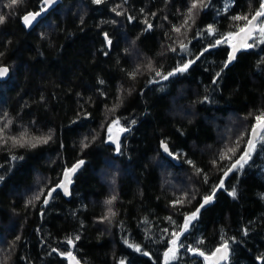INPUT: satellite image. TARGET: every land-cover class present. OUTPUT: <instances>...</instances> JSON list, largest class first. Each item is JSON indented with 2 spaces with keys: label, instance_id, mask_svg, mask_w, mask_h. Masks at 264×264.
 I'll return each instance as SVG.
<instances>
[{
  "label": "trees",
  "instance_id": "1",
  "mask_svg": "<svg viewBox=\"0 0 264 264\" xmlns=\"http://www.w3.org/2000/svg\"><path fill=\"white\" fill-rule=\"evenodd\" d=\"M228 2L211 0L210 8L200 11L194 23L189 21L187 36L178 37L173 25L183 23L190 0L101 4L62 0L30 32L20 20L25 13L38 11L40 0H23L14 9L3 7L7 0H0V14L7 16L0 24V66L11 71L10 79L0 84V115L7 112L12 119V135L25 128L35 136L53 133L47 144L13 149L23 160L12 162L7 151H0V260L69 264L68 258L52 252L57 248L71 250L83 264H120L121 260L165 264L169 236L161 239L162 230L183 225V214L194 211L211 193L222 175L211 162L244 134L242 151L254 117L264 112V44L241 51L227 68L229 45L222 44L188 71L159 83L148 82L154 73L147 71V64L151 61L155 68L171 71L181 59L198 55L212 39L197 37L198 31L212 24L220 34L237 31L244 21L231 17L250 16L260 4V0H230L225 12ZM117 5L122 15L113 11ZM146 20L152 24L147 31ZM105 33L112 41L110 48ZM178 39L191 41V55L169 50ZM138 65L141 72L130 78L128 73ZM116 104L120 107L115 113L109 112ZM116 117L131 129L120 141V153L105 142L107 132L102 127ZM85 137L89 146L82 148ZM162 140L180 156L178 165L161 154ZM79 160L84 164L73 179L69 198L57 191L46 206L42 199L27 203L41 175L46 194L59 183L63 170ZM187 160L208 175V183ZM233 187L235 198L228 194ZM184 193H195L196 199L173 208L170 202ZM113 195L116 216L111 223L100 222L108 207L104 201ZM148 230L151 239L146 238ZM77 235L79 240L70 248L67 238ZM222 236L236 242L228 261L221 264H264L260 259L264 257V145L259 142L249 163L229 175L180 240L210 253ZM125 239L149 255L135 251ZM201 239L204 243L197 245ZM169 264H205V260L181 248Z\"/></svg>",
  "mask_w": 264,
  "mask_h": 264
},
{
  "label": "snow or ice",
  "instance_id": "2",
  "mask_svg": "<svg viewBox=\"0 0 264 264\" xmlns=\"http://www.w3.org/2000/svg\"><path fill=\"white\" fill-rule=\"evenodd\" d=\"M23 0H7V3L3 4V7L14 9L16 6H18L20 3H22ZM56 2V0H40V8L38 11L34 12H27L23 17V23L25 27L32 26L33 22L37 20L38 17H40L47 9L53 5ZM94 4H101L104 2V0H92ZM211 7V0H190V7L187 10V15L185 16V19L183 23L180 26L173 25V31L178 34V37L183 35L184 37L187 36V28H190L191 25L189 24V21L195 22V18L197 15H199L200 11L207 10ZM230 7V0L228 3L225 4L224 11L227 12ZM120 8V5H117L115 8H113V11L116 13V15H122V12L118 9ZM155 15V13H153ZM219 15V12L217 13ZM7 19V16L5 14H0V24H3L5 20ZM129 21L133 19V17H128ZM231 19L233 21H244L243 24L238 25L237 31H230L228 33L220 34L218 33V30L216 29L215 25H208L203 31H198L196 33L197 37L201 36H208L212 37V39L208 40L207 46L203 47L202 50L199 52L198 55H195L194 58L188 59L187 61H184L181 59L177 65L171 70V71H163L162 67L160 69H157L153 66L152 62L149 61L147 64V71L154 73V76L148 81L149 83H159L161 80H168L170 77L176 76L178 74H182L191 67L194 63H196L202 56L205 55V53H208L210 49L219 47L222 44H228L229 47L232 49L228 53V59L224 62V68H227L228 65L236 58V53L240 51L241 49H250L258 44H264V0H260L259 8L255 10L253 14L249 15H236L232 16ZM147 24L146 31L152 28V24L149 23L147 20L145 21ZM182 29H185V31L182 33ZM234 38H239L237 43H232ZM104 39L107 43V46L110 48L112 45V41L107 33L104 34ZM191 41H188V43H185L184 40L178 39L174 42L177 46H170L169 50L174 53L178 54H189L190 50L188 47V44H190ZM108 53L106 52L105 55ZM2 55V53H0ZM223 68L220 72H217L215 74V77L213 78L212 83L216 84L218 78L221 75V72H223ZM8 68L0 66V77H3L7 74ZM141 72V68L138 65L133 71L129 72L128 75L130 78H135L137 74ZM101 84L104 83L103 80L100 81ZM119 99V97H118ZM208 100V97H204V101L206 102ZM120 107V104L114 105L111 109H109V112L115 113L116 109ZM87 113L84 114L85 118H87ZM255 123L251 126V131L248 134V138L246 140V143L244 145V148L242 151H240V144L244 141V134H241V136L237 139V141L229 146L226 145L224 149L220 151L218 154V157L214 159L211 163L213 167L217 168L218 171L222 173V175L219 178V183L212 186V191L210 194L204 195L202 198V202L199 204L196 209L190 213H184V223L183 225L174 227L171 231L169 229H163L161 236V239H163L164 235L169 236V239L167 241L168 247L166 251L164 252L165 257V264H169L170 261L175 260L177 258V255L179 253V250L181 248H186L187 252L193 254V255H199L204 258L205 264H220L221 261L227 262L229 259L230 251H231V244L235 243L236 240L234 237L232 238H225L221 237V243L215 248L214 251H211L210 253H206L205 251L201 250L199 247H195L191 244L184 245L180 237L183 236L186 232L189 231L190 226L192 225L193 221L197 220L199 217V213L201 209H203L207 204L212 202L215 198L216 192L220 189L224 188L225 180L229 177L230 174L233 172H238L242 170L245 165L249 163V161L252 158L253 153L256 151L259 145H264V112H261L257 114L255 117ZM13 121L11 118L8 117V113L4 112L2 115H0V151H7L9 153L10 161L14 162L17 160H23V156H18L14 154L12 151L15 148H36L41 144H47L49 141L53 138V133L50 130L48 134L35 136L31 135L27 128H25L23 131H21L18 135H12L9 131ZM73 123H76V121H73ZM132 124L135 123V120L131 121ZM103 128H106L107 132V139L105 142L111 143L115 145V150L117 153H120L121 151V145H120V135L130 131V126L125 127L121 124V120L119 117H116L115 119H112L110 122L103 124ZM115 130V135H114ZM96 139V136L92 137V140L94 141ZM82 143V148H87L89 146L88 138L85 137L84 141ZM161 148L165 153H167L169 156H172L174 159H179L180 156L177 154L172 153L169 150L167 141L162 140L161 141ZM239 152V155L237 153ZM189 165H191L194 169L197 175H203L205 183H208V175L203 172L202 169L195 166L194 162L191 160L186 161ZM84 161L79 160L77 163L72 165L70 168L66 167L63 170V178L59 181V183L53 185L52 187L47 189V192L45 194V189L42 188L40 191L35 194L27 203L29 205L34 204L35 201H40L42 199L43 206H46L49 203V200L52 198L53 193L57 191V189H62L65 195H70L69 192V185L72 183V175L76 173V171L83 165ZM3 165H0V168H2ZM3 177L0 176V180H2ZM233 198L236 197V188L233 187L232 190L228 193ZM116 196L113 195L110 199H107L104 201L105 205H107V212L104 216L100 217V222H104L107 220L109 223H111V220L113 217L116 216V212L112 209V204L115 201ZM196 199L195 193L191 194L189 196L188 193H184L182 197H178L176 200L171 201L170 204L173 208H177V206L182 207L185 203L191 204L193 200ZM41 215H43V212H41ZM170 223L175 225V221L172 220L171 217L167 218ZM144 223H147L145 221ZM245 235H247V230L244 232ZM79 235L73 237H69L66 240V243L71 247H74L75 241L79 240ZM146 238L151 239V233L150 230L146 231ZM17 241L20 240V237L17 236L15 238ZM14 243L12 247H14ZM125 243L128 244L129 247L134 248L137 252H143V249L139 244H132L129 243L128 239H125ZM204 241L198 240L196 242L197 245L203 244ZM52 252L57 253L58 255L62 257H66L69 259L70 264L72 261H76V257L73 255V252L71 250L67 252H61L57 248H53ZM144 255H149L147 252H143ZM8 257H5L3 260H0V264H7ZM264 259V257L260 258ZM76 264H79L77 261ZM120 264H124V261L121 260Z\"/></svg>",
  "mask_w": 264,
  "mask_h": 264
},
{
  "label": "water",
  "instance_id": "3",
  "mask_svg": "<svg viewBox=\"0 0 264 264\" xmlns=\"http://www.w3.org/2000/svg\"><path fill=\"white\" fill-rule=\"evenodd\" d=\"M61 1H62V0H56V2H55L53 5H51V6L47 9V11H45L40 17H38L37 20L34 21L33 24H32V26H30V27H25V25H24V23H23V20H22V18H21V20H20V24H21V26L23 27V29H24L26 32L33 31V30L39 25V23H40L43 19H45V18L48 16V14H50L53 10H55V9L60 5ZM30 12H34V11H30ZM25 14H26V13H25ZM25 14H24V15H25ZM238 39H239V38H234L233 41H232V43H234V44L237 43ZM231 50H232V49L229 47V52H230ZM243 50H245V49H241L240 51H238V52L236 53V56H238V55L240 54V52L243 51ZM233 61H234V60H233ZM233 61H232L228 66H231L232 63H233ZM2 67H7V68H8V72H7V74H6L5 76L0 77V84L7 82V81L10 79V77H11V71H10V68H9L8 66H5V65H2ZM126 133H127V132H125V133H123V134L120 135V141H121V139L124 137V135H125ZM115 134H116V133H115V130H114V135H115ZM110 144H111V143H110ZM111 145L115 148V145H114V144H111ZM159 150H160L161 154H162L166 159L172 161L175 165H178V163H179L178 159H174L172 156H169L167 153H165V152L163 151V149L161 148V141H160V145H159ZM83 164H84V163H83ZM82 166H83V165H82ZM82 166L76 171L75 174L72 175V178H71V179H72V183L68 186V187H69V192H70V188L72 187V184H73V179L77 176V174H78L79 171L81 170ZM62 178H63V175H62ZM62 178H61V179H62ZM57 191H60V192L62 193V195L65 196L66 198H69V197H70V195H65L62 189H57ZM57 191H56V192H57ZM56 192H55V193H56ZM55 193H53V195H54ZM50 200H51V199H50ZM50 200H49V202H50ZM68 261H69V260H68ZM77 261L79 262V264H83V263H81L77 258H76V261H72L71 264H76ZM221 263H224V261H221L220 264H221ZM69 264H70V261H69Z\"/></svg>",
  "mask_w": 264,
  "mask_h": 264
},
{
  "label": "rangeland",
  "instance_id": "4",
  "mask_svg": "<svg viewBox=\"0 0 264 264\" xmlns=\"http://www.w3.org/2000/svg\"><path fill=\"white\" fill-rule=\"evenodd\" d=\"M124 2H126V0H124ZM134 54H136V55H138L139 53L137 52V53H135L134 52ZM105 178H106V171H105ZM104 178V180H106ZM37 179V178H36ZM106 184H109V186H110V182H109V180L107 179L106 180ZM42 188H44V180H43V176L41 175L36 181H35V183H34V185H33V194L35 195V194H37L39 191H40V189H42Z\"/></svg>",
  "mask_w": 264,
  "mask_h": 264
},
{
  "label": "bare ground",
  "instance_id": "5",
  "mask_svg": "<svg viewBox=\"0 0 264 264\" xmlns=\"http://www.w3.org/2000/svg\"><path fill=\"white\" fill-rule=\"evenodd\" d=\"M53 11H54V10H53ZM48 15H49V14H48ZM43 20H44V19H43ZM41 22H42V21H41ZM41 22H40V23H41ZM40 23H39V24H40ZM109 144H110V143H109ZM110 145H111V144H110Z\"/></svg>",
  "mask_w": 264,
  "mask_h": 264
}]
</instances>
